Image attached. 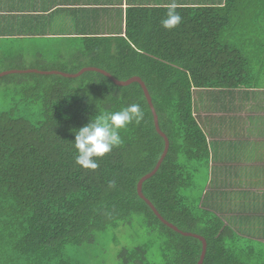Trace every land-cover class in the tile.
Returning a JSON list of instances; mask_svg holds the SVG:
<instances>
[{"label":"trees","instance_id":"obj_1","mask_svg":"<svg viewBox=\"0 0 264 264\" xmlns=\"http://www.w3.org/2000/svg\"><path fill=\"white\" fill-rule=\"evenodd\" d=\"M166 11V6L128 7L125 35L86 36L71 68L30 69L75 74L96 67L121 81L140 77L170 141L159 171L143 185L144 196L166 221L206 239L203 264H264L258 249L219 216L187 202L186 167L180 162L181 157L203 162L210 155L195 117V90L263 85L264 0L179 6L183 20L172 30L161 24ZM14 70L27 69L8 71ZM4 84L18 85L19 98L38 113L0 112V264H80L68 254L70 247L91 244L134 216L150 234L156 232L155 264H198L203 243L167 226L138 194L139 181L165 149L139 83L120 87L90 71L77 78L13 73L0 79V87ZM133 103L145 115L120 130L123 143L99 159L95 170L77 165L75 132ZM147 255L138 246L122 249L119 259L147 264Z\"/></svg>","mask_w":264,"mask_h":264},{"label":"crops","instance_id":"obj_2","mask_svg":"<svg viewBox=\"0 0 264 264\" xmlns=\"http://www.w3.org/2000/svg\"><path fill=\"white\" fill-rule=\"evenodd\" d=\"M222 1L176 0L179 6H216ZM169 2L0 0V51L9 44L23 58L33 45L35 55L41 56L49 54L48 45L80 43L89 35L123 36L128 7H164ZM194 106L210 151L202 162L206 183L200 206L253 244L264 260V80L249 89L195 90Z\"/></svg>","mask_w":264,"mask_h":264},{"label":"rangeland","instance_id":"obj_3","mask_svg":"<svg viewBox=\"0 0 264 264\" xmlns=\"http://www.w3.org/2000/svg\"><path fill=\"white\" fill-rule=\"evenodd\" d=\"M11 46L9 44L3 45V52H6L7 56L4 57V53L0 54V74L12 67L30 69L37 65L47 68L65 66L71 68L76 63L75 59L79 56L77 50L81 44L73 42L61 46L57 45L54 48L48 45L49 54L39 52L41 56L35 55L36 50L31 45L23 58L18 55L19 52L11 51ZM59 47H64V50L61 52L58 50ZM8 52L10 56H8ZM19 90L18 85L4 84L0 87V112L13 110L17 115L23 116L37 114L38 109L34 105H27L19 98ZM180 162L186 167L184 175L187 179V186L182 190V195L190 205L196 207V204L199 203L200 206L201 194L206 183L204 178L205 164L199 161H188L185 157H181ZM156 236V232L149 233V229L140 216H134L130 224L98 234L91 244L70 247L68 254L80 264H122L119 259V253L122 249H133L142 246L147 248L148 255L145 262L155 264L156 252L158 251L155 242Z\"/></svg>","mask_w":264,"mask_h":264},{"label":"clouds","instance_id":"obj_4","mask_svg":"<svg viewBox=\"0 0 264 264\" xmlns=\"http://www.w3.org/2000/svg\"><path fill=\"white\" fill-rule=\"evenodd\" d=\"M178 7L176 0H170L166 5V16L161 21L162 27L172 30L182 23L183 17L177 11ZM144 115L141 106L133 103L90 120L75 132L76 164L84 169H97L98 160L123 143L120 130L133 122L139 124L144 119ZM110 186L114 187L115 182H111Z\"/></svg>","mask_w":264,"mask_h":264},{"label":"water","instance_id":"obj_5","mask_svg":"<svg viewBox=\"0 0 264 264\" xmlns=\"http://www.w3.org/2000/svg\"><path fill=\"white\" fill-rule=\"evenodd\" d=\"M90 71L91 72L101 73V74L105 75L111 81H113L117 86H120V87L130 86L133 83H139L141 85V87H142V89H143V91L145 93V96H146V98L148 100V103H149V105L151 107L152 113L154 115V122H155L156 130L165 140V149H164V152H163L160 160L158 161L155 169L151 173L145 175L139 181L138 186H137L138 194H139V196L142 199H144L150 205V207L154 210L155 214L159 217V219L161 221H163L167 226H169L170 228L174 229L175 231H177V232H179V233H181V234H183L185 236L195 237V238L199 239L203 243L202 255H201L200 261L198 262V264H203L204 260H205V256L207 254V248H208V244H207L206 239L203 236L198 235V234L182 232L176 226H174L173 224H171L168 221H166L162 217V215L157 211L155 206L143 194V185H144V183L148 179L152 178L159 171L163 161L167 157L169 149H170V141H169V138L167 137V135L160 128L159 117H158V114H157L156 109L154 107V104H153V101H152V97H151V95H150V93L148 91V88H147L145 82L140 77L136 76V77H132V78L126 80V81H121V80L116 79L114 76H112L110 73H108L107 71H105L103 69L96 68V67H85V68L81 69L78 73H75V74L65 73V72H61V71H39V70H35V69L6 71V72H3V73L0 74V79L2 77H5V76L13 74V73H19V74H23V73H38V74H45V75H53V74H55V75H61L63 77H67V78H77V77L83 75L84 73L90 72Z\"/></svg>","mask_w":264,"mask_h":264}]
</instances>
